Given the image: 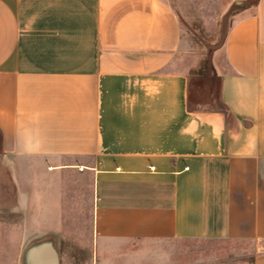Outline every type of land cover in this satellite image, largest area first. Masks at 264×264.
<instances>
[{
	"label": "crops",
	"instance_id": "0c3cea01",
	"mask_svg": "<svg viewBox=\"0 0 264 264\" xmlns=\"http://www.w3.org/2000/svg\"><path fill=\"white\" fill-rule=\"evenodd\" d=\"M172 0H0V264H264V0L228 31L222 110L189 107Z\"/></svg>",
	"mask_w": 264,
	"mask_h": 264
},
{
	"label": "rangeland",
	"instance_id": "374dc122",
	"mask_svg": "<svg viewBox=\"0 0 264 264\" xmlns=\"http://www.w3.org/2000/svg\"><path fill=\"white\" fill-rule=\"evenodd\" d=\"M182 43L175 71L190 77V91L206 111L221 109V75L228 71L225 43L236 19L254 12L257 0H172ZM143 252L172 254L167 264H251L244 247L229 242L174 240L141 244Z\"/></svg>",
	"mask_w": 264,
	"mask_h": 264
},
{
	"label": "trees",
	"instance_id": "16d2710c",
	"mask_svg": "<svg viewBox=\"0 0 264 264\" xmlns=\"http://www.w3.org/2000/svg\"><path fill=\"white\" fill-rule=\"evenodd\" d=\"M197 103L198 102L194 99L193 94L191 93L190 88H189V107H190V109H192V110H202V109H199V108L196 107ZM220 110L226 112V108L223 106L222 102H221V109Z\"/></svg>",
	"mask_w": 264,
	"mask_h": 264
},
{
	"label": "built area",
	"instance_id": "2783aa9c",
	"mask_svg": "<svg viewBox=\"0 0 264 264\" xmlns=\"http://www.w3.org/2000/svg\"><path fill=\"white\" fill-rule=\"evenodd\" d=\"M263 251H264V246H263Z\"/></svg>",
	"mask_w": 264,
	"mask_h": 264
}]
</instances>
